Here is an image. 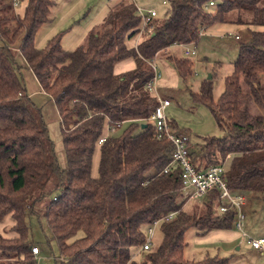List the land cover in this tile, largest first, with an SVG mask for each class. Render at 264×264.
<instances>
[{
  "label": "trees",
  "instance_id": "16d2710c",
  "mask_svg": "<svg viewBox=\"0 0 264 264\" xmlns=\"http://www.w3.org/2000/svg\"><path fill=\"white\" fill-rule=\"evenodd\" d=\"M14 1L0 0V222L8 216L14 221L12 236L0 233V264H37L30 215L45 217L59 249L56 261L63 264H227L229 256L206 255L198 262L185 256L189 229L198 235L232 229L237 209L216 211L218 188L207 193L200 214L183 209L188 197L181 167L164 172L172 144L157 136L149 119L158 105L147 88L154 76L150 62L170 46L197 43L200 30L214 23L248 27L221 95L214 97L209 79L191 92L223 136L208 138L189 156L194 164L200 160L198 166L202 159L205 166L224 164L233 194L264 193V0H171L168 13L151 19L137 46L142 18L132 0H121L75 50L62 46L60 34L36 46L55 0H18L27 2L23 15ZM16 51L56 107L66 166L42 107L21 78ZM128 62L131 68H121ZM175 64L183 79L193 74L191 59L176 58ZM106 125L112 132L99 144ZM155 223L161 242L157 246L154 235V246L143 250Z\"/></svg>",
  "mask_w": 264,
  "mask_h": 264
},
{
  "label": "rangeland",
  "instance_id": "374dc122",
  "mask_svg": "<svg viewBox=\"0 0 264 264\" xmlns=\"http://www.w3.org/2000/svg\"><path fill=\"white\" fill-rule=\"evenodd\" d=\"M121 0H55L51 11L50 19L45 23L36 35V46L42 48L46 46L53 36L61 35V44L66 50H75L84 46L87 42L88 34L91 30L101 26L109 10ZM136 6L144 10L154 9L159 16H164L169 11L171 0H166L168 4H163L164 0H132ZM26 1H19L15 7L16 11L23 15ZM204 33L199 37L197 43L188 45H173L163 49L152 62L157 66L160 78L157 79V92L152 94L163 99H169L171 105L166 107L165 115L173 124V129L184 132L190 138L188 148L192 153H199L201 147L208 138L222 137L223 131L219 128L215 117L204 104L195 102L191 97V92L199 90L201 83L209 79L213 85V94L218 98L225 87V77L233 71V61L238 54L240 43L250 36L248 27L241 23L218 22L204 28ZM236 36H239L236 38ZM1 43V41H0ZM187 46L195 50V54L186 55ZM16 53V61L22 66L21 78L29 92L33 91V84L28 76L29 70L27 62L22 54ZM189 58L193 61V74L183 79L176 64L177 58ZM127 64H124L126 66ZM31 73V72H30ZM211 76V77H209ZM264 84V74L261 76ZM42 107L50 135L57 147V156L62 166H66L67 158L62 143L61 125L56 107L50 96L46 93H37V103ZM253 110L256 112L257 107ZM231 160L229 156L225 161L227 166ZM200 160L197 161V165ZM206 165V160L202 159V166ZM246 217L244 231L247 236L238 231L235 226L232 229L235 234L234 239L224 242L199 243L195 228H191L186 233L187 259H200L206 254L215 256H229L227 264H264V254L255 250L249 241L250 238L264 236V193L245 192ZM207 197L187 199L183 209L189 213L200 214L204 210V201ZM218 206H216V211ZM14 223L11 216L0 222V233L5 236H12L9 230ZM29 234L31 239L40 249L37 256V264H63L56 261L59 258L57 243L51 235V231L45 217L30 215L27 217ZM237 233V232H236ZM207 234V233H206ZM204 234V235H206ZM83 232H79L75 238L81 237ZM155 241L158 246L161 242V231L155 233ZM220 250L219 252L217 250ZM201 252V253H199ZM203 256V257H204Z\"/></svg>",
  "mask_w": 264,
  "mask_h": 264
},
{
  "label": "built area",
  "instance_id": "2783aa9c",
  "mask_svg": "<svg viewBox=\"0 0 264 264\" xmlns=\"http://www.w3.org/2000/svg\"><path fill=\"white\" fill-rule=\"evenodd\" d=\"M18 4L19 1L15 0L14 6H17ZM163 4H167V1L164 0ZM213 5L214 2L210 1L208 6ZM137 13L142 18V26L135 40L136 46L140 41L148 23L151 21V19L158 16V12L156 10L150 9L146 11L138 6ZM204 30V28L200 30L199 36L204 33ZM238 37L239 36H236V38ZM185 54H195V50L187 46ZM150 64L154 70V76L153 79L148 82L147 88L151 92H157L156 82L161 75L158 72L157 66L152 61ZM156 98L158 105L150 115L149 119L155 125L157 136L159 138H167L172 144L170 151L171 163L165 167L164 172H167L173 164H178L181 167V177L183 184L182 191L184 195L188 197V199L202 198L206 196L207 193L213 188H218L220 190L219 198L222 201L218 207L219 212H225L231 207H235L237 209V216L234 221V226L243 234V236H247V233L244 231L246 217L245 206L247 200L246 195L243 193L236 195L230 191L227 183L224 180V164L198 166L191 161L189 156L190 151L188 148L190 138L186 135V133L174 130L165 115V109L171 104V101L167 98L163 99L159 96H156ZM106 137V135L102 136L99 139V144H101L106 139ZM155 226L156 223L148 229V234L142 247L143 250H149L154 246ZM249 241L253 248L264 254V236L259 238H250ZM32 251L36 256L40 254V249L38 246L32 247Z\"/></svg>",
  "mask_w": 264,
  "mask_h": 264
},
{
  "label": "crops",
  "instance_id": "0c3cea01",
  "mask_svg": "<svg viewBox=\"0 0 264 264\" xmlns=\"http://www.w3.org/2000/svg\"><path fill=\"white\" fill-rule=\"evenodd\" d=\"M132 66H133V62H128L126 66L121 65V68H123L125 70V69H128V68H131ZM28 70H29L28 76H29V78H30V80H31V82L33 84V87H34L33 91H31L29 93H30L32 99L37 103V93L38 92H42L44 94L45 92L42 91V89L40 87V84L37 81V79H36L35 75L33 74V72L30 69H28ZM104 132H105L104 134L106 136H108L112 131H110L109 127L106 125ZM98 162H99V152H96V154L94 155V165H93V174L94 175L97 174ZM236 232L234 233L233 230H229V229L212 230V231L208 232L206 235L197 236V241L200 244L201 243L205 244V243H208V242H210V243L211 242H217L218 243L220 241L224 242V243H227L228 241H231L232 239H234L235 234H238V231H236ZM255 250H257V249H255ZM217 251L219 252L220 250L218 249ZM199 253H201V252H199ZM206 255L211 256L210 254H206ZM203 256H202V258L197 259V260H195V259H188V260H191V261H194V262H198V261H200V260H202V259H204L206 257V256H204V257ZM215 256L223 257V256H221L219 254H216ZM224 257H226V256H224Z\"/></svg>",
  "mask_w": 264,
  "mask_h": 264
},
{
  "label": "water",
  "instance_id": "95a60500",
  "mask_svg": "<svg viewBox=\"0 0 264 264\" xmlns=\"http://www.w3.org/2000/svg\"><path fill=\"white\" fill-rule=\"evenodd\" d=\"M209 77H211V76H209Z\"/></svg>",
  "mask_w": 264,
  "mask_h": 264
}]
</instances>
